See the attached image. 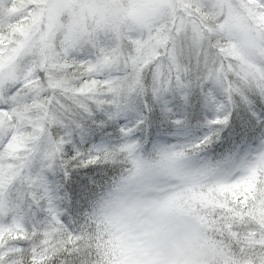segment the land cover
I'll return each instance as SVG.
<instances>
[{"label":"snow or ice","instance_id":"1","mask_svg":"<svg viewBox=\"0 0 264 264\" xmlns=\"http://www.w3.org/2000/svg\"><path fill=\"white\" fill-rule=\"evenodd\" d=\"M0 264H264V0H0Z\"/></svg>","mask_w":264,"mask_h":264}]
</instances>
